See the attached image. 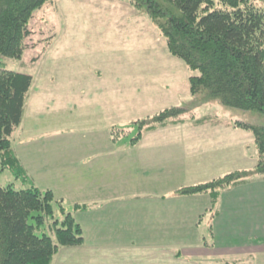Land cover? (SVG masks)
<instances>
[{"label": "rangeland", "instance_id": "1", "mask_svg": "<svg viewBox=\"0 0 264 264\" xmlns=\"http://www.w3.org/2000/svg\"><path fill=\"white\" fill-rule=\"evenodd\" d=\"M29 28L32 35L24 55L21 58L0 55V69L31 75L34 79L17 138L24 137V141L26 137L32 143L30 154H36L42 163L38 167L40 174L33 162L28 163L31 173L36 174H29L27 180L5 170L0 174L2 187L24 190L29 188L28 179L54 187L55 170L45 164L57 155H64L67 168L77 165L76 168L84 170L83 155L87 148L97 144L89 134L97 130L89 126L101 117L107 121L102 123L101 132L104 126H108V131L100 136H109L113 131L111 137L117 139L107 145V154L114 164V151L124 153L128 161L136 154L154 151L157 164L168 166L156 170V182L165 180L166 186L179 189L224 178L237 172L232 168L244 165L250 173L237 181V186L230 189L232 193L224 198L240 197L237 187L249 188L247 196H264V175L256 172L258 149L254 136L235 126L237 123L264 126V113L227 106L207 90L192 94L190 78L199 73L170 54L162 29L146 7L139 8L132 0H51L35 12ZM166 111L172 112L163 115ZM39 138L45 141L41 143ZM217 142L218 149L214 150ZM100 149L103 154L104 145ZM68 153L75 154L77 162L75 157L66 158ZM183 153H188L189 159H183ZM204 163L210 164L218 176L203 174ZM143 179L153 183L154 176ZM222 195L220 190L219 207L224 202ZM193 200L203 202L208 198ZM66 206L71 211V198ZM211 220L205 217L197 224L210 241L214 225ZM123 259L115 258L110 264H122ZM126 260L127 264L207 261L182 255L174 262L160 252L156 257ZM224 263L240 264L237 260Z\"/></svg>", "mask_w": 264, "mask_h": 264}, {"label": "trees", "instance_id": "2", "mask_svg": "<svg viewBox=\"0 0 264 264\" xmlns=\"http://www.w3.org/2000/svg\"><path fill=\"white\" fill-rule=\"evenodd\" d=\"M50 1L0 0V55H24L32 35L30 21ZM132 1L146 7L159 24L170 54L199 73L190 78L192 94L207 90L227 106L264 113V0ZM33 83L31 75L0 69V174L8 169L24 180L28 173L13 143ZM235 126L253 134L256 172L264 175V126ZM249 173L237 171L177 192L208 193L216 201L220 190ZM28 183L29 188L20 191L0 185V264H52L61 249L85 242L75 214L89 210V205L77 203L70 211L54 190L41 189L30 179Z\"/></svg>", "mask_w": 264, "mask_h": 264}, {"label": "crops", "instance_id": "3", "mask_svg": "<svg viewBox=\"0 0 264 264\" xmlns=\"http://www.w3.org/2000/svg\"><path fill=\"white\" fill-rule=\"evenodd\" d=\"M93 122L95 124L89 127L97 131L89 134L97 144L86 149L83 155L84 170L76 168V165L70 166L72 169L69 171L64 155H57L50 162L45 161V167L55 170L54 187L33 181L41 189L54 190L65 203L71 198L73 205H89V210L75 214L83 228V246L61 249L52 264H110L115 258H124L122 264H127L126 258H129V262L138 261L140 256L156 257L159 252L172 257L174 262H178L183 255L205 258V264L234 263V260L240 264L264 263V196H247L249 188L237 187L240 197L225 199V194L232 193L231 187L237 185L230 186L223 190L224 202L219 207L218 198L213 201L208 193L178 195L179 188L166 186L165 180L163 183L156 182V170L167 169L168 166L166 163L161 166L157 164L154 151L142 156L136 154L129 161L124 153L114 151L112 157L116 159L115 165L107 154V145L109 142L116 143L117 139L111 135L100 136L108 131V126H104L101 132L102 123L107 121L98 117ZM17 137L13 146L28 175L40 174L38 167L42 160L36 158V154H30L29 146L32 143L26 137L24 141V137ZM39 141L43 143L45 140L39 138ZM101 145H104L103 154ZM218 146L219 142L215 144L214 150ZM65 156L75 157L76 162L78 160L75 154L68 153ZM189 156L183 153V159H189ZM29 162L34 163L36 173H31ZM205 163L203 174L208 173L212 178L218 176L213 173L215 169ZM182 167L186 170L184 164ZM245 168L240 165L231 170L239 172ZM148 170L152 171L146 175L145 171ZM145 176H154L153 183L143 179ZM204 197L208 200H193ZM205 217L214 223L211 241L200 232L197 225ZM189 263L183 260V264Z\"/></svg>", "mask_w": 264, "mask_h": 264}]
</instances>
